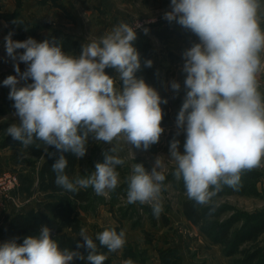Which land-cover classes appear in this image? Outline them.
Returning a JSON list of instances; mask_svg holds the SVG:
<instances>
[{
    "label": "clouds",
    "instance_id": "9594fccd",
    "mask_svg": "<svg viewBox=\"0 0 264 264\" xmlns=\"http://www.w3.org/2000/svg\"><path fill=\"white\" fill-rule=\"evenodd\" d=\"M163 18L198 41L182 53L185 97L175 136L185 135L183 151L174 136L167 159L187 198L210 205L224 186L236 189L245 172L264 166V0H170ZM140 27L120 21L98 38L87 39L79 55L65 52L55 38L16 41L11 32L4 38L7 55L18 61L17 75L3 80L18 117L7 135L23 148L39 142L45 152L49 146L59 151L52 166L54 182L68 192L92 187L97 195L107 196L119 185L117 166L126 162L113 142L123 140L147 151L165 131L161 105L168 100L136 75L142 69L134 46ZM20 62L27 66L23 72ZM152 66L151 59L143 61L144 68ZM107 68L116 75L107 74ZM170 87L175 93L181 90L176 80ZM89 139L113 147L104 153L103 163H96L95 172L70 180L63 153L84 157ZM164 158L157 156L150 172L135 163L126 178L127 202L148 204L157 217L163 211ZM214 211L210 208L209 214ZM79 236L83 243L77 242L75 250L61 248L52 230L41 225L38 234L22 243L18 238L0 243V264H104L107 255L98 251L96 241L110 253L127 242L126 230L115 227L105 228L95 240L81 227Z\"/></svg>",
    "mask_w": 264,
    "mask_h": 264
},
{
    "label": "rangeland",
    "instance_id": "374dc122",
    "mask_svg": "<svg viewBox=\"0 0 264 264\" xmlns=\"http://www.w3.org/2000/svg\"><path fill=\"white\" fill-rule=\"evenodd\" d=\"M0 9L19 12V17H23L32 27H34V35L29 36L38 42L45 39L53 38H70L75 42V48L71 51H65L68 54L79 55L82 45L87 39H96L110 30L120 21H125L130 25L138 22L141 27L137 30H143L149 24L163 20L164 13L170 10V0H0ZM28 20V21H27ZM5 26L0 21V103L5 102L7 105L4 113L0 114V123L18 122L15 116L14 101L9 99L10 88L3 85V80L9 75H17L15 72V64L18 61L12 60L6 52L5 48ZM27 36L26 39L29 38ZM155 49L156 57L165 58L163 47L149 36ZM178 42V41H176ZM198 42V41H197ZM23 50H17L22 52ZM179 59H166L162 61L163 79L156 88L162 98L167 99V104H162L164 108V118L162 127L165 129L157 144H154L147 151L135 149L131 145H126L123 140L114 144H118L120 151L116 153L125 159V164L117 166L119 172V185L108 193L107 196L97 195L92 188L95 196L102 197L106 203L110 202L112 194L117 191L113 200L115 216L111 213L108 205L96 206L88 213L80 212L79 219L81 227L88 229V234L95 240L96 235L105 228L115 227L119 232L121 229L126 230V245L115 253L103 251L98 245V251L107 255L104 264H123V261L130 259L122 254L127 252L128 248L135 252L146 251L142 255L144 264H161L153 251L154 246L162 247L172 246L180 252L182 264H230L231 260L225 258L219 246H212L203 237L196 226L188 222L181 209V203L187 200L186 189L176 188L173 182H177L171 174L174 165L168 161L169 145L177 132L175 125V113L182 106L185 89L183 81L185 74L181 68L183 64L182 53L175 52ZM19 67L23 72L26 65L22 62ZM176 80L181 84L179 93H175L170 82ZM31 82V81H29ZM24 82L22 81L21 84ZM181 142L180 151H183V142L185 135L181 133L175 136ZM113 145L108 143H97L91 139L90 150L84 158L82 171L90 174L95 172L96 163H102L99 159L104 153L110 150ZM134 153V156H133ZM10 163L0 167V174L11 172L18 174L23 172L27 176L31 173L26 167H21L19 161L27 158V155L20 151H13L9 154ZM157 156L165 157L168 165L165 170L166 180L165 188L162 191L163 211L159 217L153 214L152 208L148 204H140L139 202L129 204L127 202L126 193L127 177L132 174V168L135 163L143 164L147 171H151L155 158ZM105 157V156H104ZM8 159V158H7ZM40 160V159H39ZM261 172L260 181L256 184L259 192L258 196L249 195H224L214 198L211 203L216 205L225 204L231 209L238 211H254L264 208V166L257 168ZM18 177V176H17ZM119 190V191H118ZM46 200L43 192L37 191L34 182L24 184L18 177V185L7 195L0 197V243L10 241L14 238L9 234L3 233L8 221L15 215L24 213L32 208L38 209ZM117 210H124L126 218L120 220V214ZM232 214V210L227 211L224 216ZM162 218L167 219V224ZM165 224V225H164ZM143 231H148L153 235L152 245L144 244ZM52 236L56 240H62V237L70 238L76 247V243H83V239L78 234L67 232L65 229L60 232H53ZM23 239H17V243H22ZM83 252V248L79 249Z\"/></svg>",
    "mask_w": 264,
    "mask_h": 264
},
{
    "label": "trees",
    "instance_id": "16d2710c",
    "mask_svg": "<svg viewBox=\"0 0 264 264\" xmlns=\"http://www.w3.org/2000/svg\"><path fill=\"white\" fill-rule=\"evenodd\" d=\"M18 17L19 12L16 10L0 12V20L6 24L5 34L8 35L11 32L13 33V40L23 41L26 40L27 36L34 35V27ZM16 19L22 23L14 24L13 21ZM144 29H148L147 34H145ZM144 29L137 30V39L134 42L142 60V69L136 75L138 78L143 77L146 83L156 89L164 77L162 61L179 59L175 52L183 53L193 43L197 42V38L176 22L169 23L165 19L149 24ZM149 36L164 48L162 51L165 58L156 57V51ZM56 40L61 41L64 51H71L76 47L75 42L70 38H56ZM147 59L153 61L151 68L143 67V61ZM105 71L109 75H116L111 68H107ZM3 109L0 106V114L4 113L5 109ZM178 112L179 110L176 111L175 116ZM10 124V122H4L0 125V149L11 148L27 155V158L19 161V166L26 167L31 175L27 176L22 171H18L17 176L24 184L34 182L36 190L43 192L46 200L38 209L32 208L13 216L5 226L3 233H8L12 238L23 239L28 235L38 234L40 226L46 225L53 232H60L65 229L67 232L78 234L81 228L79 213H88L97 205H108L111 213L116 215L113 210V200L117 191L112 194L110 202L106 203L102 197L93 194L91 187L80 189L77 193L68 192L58 187L54 182L55 173L52 171V166L61 153L52 146H49L45 152L44 146L39 142L28 148H23L21 142L7 135L6 130ZM90 143L91 139H89L86 154L90 150ZM63 155L68 160L65 173L70 180H74L78 176L88 175L87 172H80L86 155L80 159L70 152H65ZM104 159L103 156L99 160L103 163ZM261 175V172L256 169L247 171L242 175L238 188L233 189L224 186L214 198L231 194L258 196L256 184L260 181ZM173 186L185 189L182 180L174 181ZM212 207L215 208V211L210 215L209 210ZM181 209L184 218L197 227L199 233L205 237L210 245L219 246L225 258H234L230 264H264V208L246 212L238 211L235 208L233 210L225 204L210 203V205L202 206L187 199L181 203ZM230 210H232V214L224 216ZM123 211L117 210V215L120 214V220L127 219ZM162 220L165 224L168 223L166 218H162ZM143 240L144 244L152 245L153 235L148 231H143ZM57 241L61 248L67 247L74 250L76 248L73 243L68 242L72 241L70 238L62 237V240L57 239ZM165 244L162 247H153L160 263L182 264V258L177 248ZM101 249L107 251L105 248ZM83 253L86 254L85 249ZM144 253L146 251L137 253L128 248L127 252L122 255L128 256L134 261V264H144L142 258ZM74 264H84V261L77 260Z\"/></svg>",
    "mask_w": 264,
    "mask_h": 264
},
{
    "label": "built area",
    "instance_id": "2783aa9c",
    "mask_svg": "<svg viewBox=\"0 0 264 264\" xmlns=\"http://www.w3.org/2000/svg\"><path fill=\"white\" fill-rule=\"evenodd\" d=\"M18 185V177L11 172L0 174V197L10 193Z\"/></svg>",
    "mask_w": 264,
    "mask_h": 264
},
{
    "label": "crops",
    "instance_id": "0c3cea01",
    "mask_svg": "<svg viewBox=\"0 0 264 264\" xmlns=\"http://www.w3.org/2000/svg\"><path fill=\"white\" fill-rule=\"evenodd\" d=\"M13 11V9H11V10H2L1 11V9H0V12H12ZM19 19H23L24 20V18L22 17H18ZM26 20V19H25ZM3 24H4V26H5V28H4V30L6 29V24H5V22L4 21H2V20H0ZM28 21V20H27ZM6 103L5 102H3L2 101V103H0V106L1 107H6ZM5 109V108H4ZM2 124V122L0 123V125ZM13 151H15V150H13V149H11V148H5V149H0V167L2 166V165H5V164H7V161L10 163V161H9V159L11 158L10 156H9V154L11 153V152H13ZM8 158V159H7ZM18 167H19V165H18ZM215 247V246H214Z\"/></svg>",
    "mask_w": 264,
    "mask_h": 264
}]
</instances>
